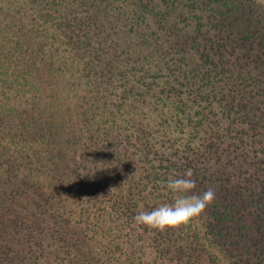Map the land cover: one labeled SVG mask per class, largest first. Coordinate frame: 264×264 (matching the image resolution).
<instances>
[{
    "label": "trees",
    "instance_id": "obj_1",
    "mask_svg": "<svg viewBox=\"0 0 264 264\" xmlns=\"http://www.w3.org/2000/svg\"><path fill=\"white\" fill-rule=\"evenodd\" d=\"M124 122L157 184L191 169L195 192L212 188L215 199L155 237L134 224L131 190L97 209L69 203L57 213L88 230V260L148 264L141 242L162 239L160 264H264V4L0 0V170L27 191L42 187L26 208L64 200L69 184L56 174L81 123L103 148ZM97 123L101 139L91 135ZM50 139L63 144L44 163ZM71 164L78 177L80 161Z\"/></svg>",
    "mask_w": 264,
    "mask_h": 264
},
{
    "label": "rangeland",
    "instance_id": "obj_2",
    "mask_svg": "<svg viewBox=\"0 0 264 264\" xmlns=\"http://www.w3.org/2000/svg\"><path fill=\"white\" fill-rule=\"evenodd\" d=\"M258 1L264 4V0ZM89 115L91 119H94V112H90ZM81 124L80 130H75L77 137H73L74 132L70 136L67 153L63 160L64 165H59L58 174H56L58 179L63 181L62 185L69 184L65 185V189L69 192H63L64 200H60L56 194L51 204L43 202L41 207L35 208L33 206L35 204L31 203L29 209L26 208V203L32 197L36 199L42 187L38 185L39 188L36 187V190H33V187L27 191L21 186L20 181L18 182L17 177L11 178V172L7 171L6 165H2L0 200L4 202L0 204V264H95L94 260L91 262L87 258L91 256L88 254L91 247L88 230H83L85 228L72 215L64 212L61 216L57 213L63 211L62 207L65 210L69 203H76L75 205L79 207L93 205L97 209L101 203L114 201L122 203L129 190H131L130 194L134 195V201L138 198V210L150 211L156 204L165 202L167 199L165 196L167 190H162L160 187L164 184L162 182L157 184L152 179L147 165L137 151L134 139L130 138L131 129L128 128V123L124 122L120 128L116 129L122 132L117 137L118 143L112 146L105 143L103 148L102 142L98 140L91 142L88 139L90 130ZM96 125L99 126V123L91 126L93 130L91 135H99L101 139L105 135L101 134ZM50 140L52 146L44 147L45 158L42 159L44 163L47 162L46 158H50V150L57 149L62 143L58 139ZM43 144L41 142L39 145ZM80 147H87V150L81 152ZM106 148L111 150L107 152ZM55 152L59 153L58 150ZM55 158L58 162L61 161L60 155ZM72 159L80 161L78 177L72 169ZM26 169L23 167L14 174L22 177L27 173ZM5 173H9L10 177L8 178ZM78 178H80V184L72 183L73 179L78 181ZM157 185L160 188L153 191ZM152 192L159 198L154 200ZM113 195L122 197L124 200L116 199L112 197ZM133 198L130 201H133ZM130 212H135V209H131ZM25 217H28L27 225H22L21 228L20 225ZM28 226H30L29 229H27ZM144 227L149 230L146 234L152 236L154 229ZM164 243L162 239L158 242H141V250L147 254L146 263L160 264L163 254L157 253V247L164 250Z\"/></svg>",
    "mask_w": 264,
    "mask_h": 264
},
{
    "label": "clouds",
    "instance_id": "obj_3",
    "mask_svg": "<svg viewBox=\"0 0 264 264\" xmlns=\"http://www.w3.org/2000/svg\"><path fill=\"white\" fill-rule=\"evenodd\" d=\"M164 185L173 196L170 203L156 204L150 211L140 209L133 217V222L138 226L165 230L176 228L198 217L206 207L215 199L212 188L203 193H196V180L193 172L188 169L182 176H169Z\"/></svg>",
    "mask_w": 264,
    "mask_h": 264
}]
</instances>
